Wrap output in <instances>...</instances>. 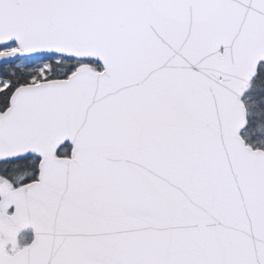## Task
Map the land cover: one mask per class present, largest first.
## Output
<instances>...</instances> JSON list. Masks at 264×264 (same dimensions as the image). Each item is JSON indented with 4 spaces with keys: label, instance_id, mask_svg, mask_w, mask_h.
I'll list each match as a JSON object with an SVG mask.
<instances>
[{
    "label": "snow or ice",
    "instance_id": "snow-or-ice-1",
    "mask_svg": "<svg viewBox=\"0 0 264 264\" xmlns=\"http://www.w3.org/2000/svg\"><path fill=\"white\" fill-rule=\"evenodd\" d=\"M0 264H264V0H0Z\"/></svg>",
    "mask_w": 264,
    "mask_h": 264
}]
</instances>
